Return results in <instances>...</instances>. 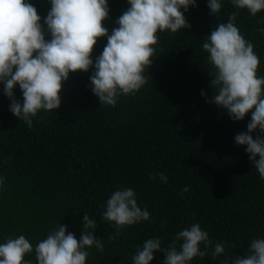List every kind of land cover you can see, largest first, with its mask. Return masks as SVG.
I'll list each match as a JSON object with an SVG mask.
<instances>
[{
    "label": "trees",
    "instance_id": "1",
    "mask_svg": "<svg viewBox=\"0 0 264 264\" xmlns=\"http://www.w3.org/2000/svg\"><path fill=\"white\" fill-rule=\"evenodd\" d=\"M27 2L37 8L50 40L44 24L50 0ZM220 2L221 12L212 14L208 0H197L184 13L190 28L159 32L153 63L143 73L147 84L134 95H119L115 106L102 105L91 90L94 67L72 72L63 83L61 106L39 111L29 127L10 111L11 100L0 83V244L25 235L33 245L25 260L38 264V242L60 223L79 240L86 214L97 225L89 231L104 244L102 252L87 249L86 264H133L145 240L159 237L167 248L179 231L195 223L225 252L213 258L209 249L190 264H232L247 255L252 239H264V180L247 146L235 143L252 113L234 121L226 109L209 102L213 66L202 48L218 24L238 12L235 24L254 44L258 76L264 77V33L258 31L264 28V10L253 16L231 0ZM129 7L128 0H109V18L103 22L109 34ZM106 44L107 37L98 40L94 62ZM14 93L22 102L19 85ZM127 188L151 219L117 236L103 212L111 194ZM154 257L150 264H164V252Z\"/></svg>",
    "mask_w": 264,
    "mask_h": 264
},
{
    "label": "clouds",
    "instance_id": "2",
    "mask_svg": "<svg viewBox=\"0 0 264 264\" xmlns=\"http://www.w3.org/2000/svg\"><path fill=\"white\" fill-rule=\"evenodd\" d=\"M51 9L44 24L51 39H46L44 25L37 8L27 0H0V83L11 100L10 111L32 127V118L41 110L61 106L63 83L70 73L88 72L91 90L102 105L115 106L121 94L134 95L145 84L143 75L153 63L159 32L175 33L190 28L185 11L196 6L197 0H128L130 7L118 18V27L109 34L104 21L109 18V0H50ZM238 9H247L253 16L264 10V0H231ZM212 14L221 12L220 0H208ZM183 9L184 11H182ZM239 15L234 12L229 22L219 23L206 37L202 48L208 53L213 72L210 86L214 94L210 103L226 109L234 121L244 120L251 112L247 131L236 135L235 143L246 145L252 165L264 180V77L258 76L260 58L254 44L236 26ZM264 33V28L258 29ZM107 37L101 55L92 59L98 40ZM19 85L23 100L15 98ZM260 134L253 136L252 133ZM257 157H259L257 159ZM167 183V177L159 174ZM151 179H155L153 174ZM0 178V185L3 184ZM185 192L189 191L186 186ZM103 219L113 222L117 236L121 230L151 219L149 211L138 206L133 189L114 191L106 202ZM84 232L78 240L61 223L46 239L35 246L38 264H86L87 249L104 250L102 239L93 231L96 221L83 217ZM114 238V237H110ZM203 245V250L201 249ZM219 257L225 252L221 243H214L199 223L179 231L167 248L159 237L144 241L132 257L133 264H150L154 252L162 251L164 264H190L209 254ZM33 245L25 235L7 238L0 244V264H31L26 254ZM232 264H264V239L251 240L246 256H237Z\"/></svg>",
    "mask_w": 264,
    "mask_h": 264
}]
</instances>
